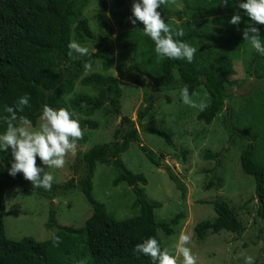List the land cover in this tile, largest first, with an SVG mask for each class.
<instances>
[{
    "label": "trees",
    "instance_id": "trees-1",
    "mask_svg": "<svg viewBox=\"0 0 264 264\" xmlns=\"http://www.w3.org/2000/svg\"><path fill=\"white\" fill-rule=\"evenodd\" d=\"M91 0H0V134L4 133L7 124L4 117L9 116L6 108L16 107L19 97L27 94L29 105L17 116L26 117L35 126L41 116L45 104L53 108H65L85 117L93 115L107 105L109 112L120 116L122 89L120 79L132 70L146 75L153 80L155 87L168 88L177 79L189 94L203 87L209 97L207 107L196 114V118L210 124L217 114L225 107V99L229 97L226 82L234 74L233 60L235 52L240 50L239 37L231 31L222 32L226 42L223 45L204 46L205 33L194 30L187 23H170L173 29L183 28L185 35L177 37L196 48L192 62L186 59H169L158 57L155 44L150 37L144 35V25L137 21L135 25L120 31L116 40L123 51L135 50L139 62L116 69V75L91 72L85 74L83 65L91 61L92 66L101 61L104 71L112 67V59L106 41L114 34L107 17L106 1H102L97 9L96 18L98 32L94 33L89 22L82 18L85 8ZM117 5L134 0H115ZM183 8L174 14L181 18L187 11L194 14L207 10L203 7L192 8L190 0H182ZM241 2V0H240ZM163 10L161 5L160 9ZM242 17L239 27L245 28L254 24L247 14L237 8ZM117 17V12H112ZM260 30V40L264 43V25L256 24ZM79 43L92 42L94 51L81 56L76 52L69 55L68 44L71 40ZM251 65L254 75L264 76V55L253 51ZM83 86L96 90V95L77 93L68 101L65 96L72 93L76 81ZM153 95H149L147 105L139 108L138 121L148 117L153 109ZM230 112V111H229ZM18 124V121L16 122ZM82 125L95 126V122L79 120ZM144 132L158 135L167 145L173 146L171 135L157 125L139 124ZM230 143L237 138L247 137L240 151L239 163L241 171L254 178V198L257 203V216L264 222V137L259 131H240L236 127L227 126ZM138 129L128 116H120L119 127L113 132V139L108 143L95 144L84 151L79 162L83 163L84 175L76 180L71 176L64 183L52 182L50 190L35 188L31 181L26 180L23 173L15 176L9 174L14 157L8 150H0V161L7 171L0 174V264H153L149 256L137 254L135 245L148 237H155L161 245L158 229L166 235L174 233V227L183 217L178 213L167 220L156 219L155 210L161 203L149 198L144 186L147 178L143 173L130 170L122 160L132 142H139ZM78 144V142H77ZM148 160L156 167L159 159L145 145L139 144ZM184 154V153H183ZM221 152L205 151V158L219 161ZM97 163L106 164L114 169L111 179L113 186L124 183L132 188L134 214L129 217L117 218L107 210L106 204L94 198L92 194V178ZM223 179L212 176L204 185L205 189L220 187ZM19 185L25 190H33L39 196L53 200L56 196L78 189L90 205L92 212L80 227L60 225L57 222L55 209L50 207L45 227L53 231L46 240H35L23 237L12 240L5 236L3 216L5 215V190ZM205 202V201H204ZM215 215L211 219L198 222L195 227L197 241H202L208 234L221 230L240 233L243 226L235 210L224 200L207 201ZM60 238L55 244L53 237ZM161 249L162 245H161Z\"/></svg>",
    "mask_w": 264,
    "mask_h": 264
},
{
    "label": "rangeland",
    "instance_id": "rangeland-1",
    "mask_svg": "<svg viewBox=\"0 0 264 264\" xmlns=\"http://www.w3.org/2000/svg\"><path fill=\"white\" fill-rule=\"evenodd\" d=\"M102 1H106L107 17L114 31L105 43L110 50L112 67L104 71L101 61L97 60L84 75L91 72L116 75L118 67L139 62L135 50L123 51L116 40L118 32L133 25L129 19L132 15V6L129 3L117 5L115 0H91L82 18L97 33L96 13ZM239 2L240 0H229L225 6L222 0H190L192 8L203 7L207 13L194 14L189 10L181 18L174 13L183 8L182 0H169L167 5H162L163 10H158L167 24L187 23L194 30L204 32V46L199 44L198 47L225 44L226 40L222 36L225 31H231L239 37L240 50L235 52L233 60L235 71L226 82L229 97L225 99L224 109L210 124L197 120L196 114L200 111L198 107L193 108L183 103L180 94L183 87L177 79L175 69L173 72L176 82L168 88L155 87L151 78L136 70L120 79V116L125 115L133 120L140 138L139 142L130 144L129 149L122 154V160L130 170L146 176V195L161 203V207L155 210L158 221L183 213L173 234L166 235L158 229L162 248H167L177 257V264H182L183 257L175 252L174 246L182 232L191 238L187 246L195 255L197 264H245L247 256L254 258V264H264V222L256 214L255 182L252 176L241 171L239 163L241 148L248 140L244 136L237 138L236 143H230L227 129V126L233 124L236 133L245 130L259 131V137H264V76L261 73L257 76L252 74L254 49L243 40V28L239 27L238 30L237 26L229 23L232 15L237 13ZM112 12H117L116 18L112 17ZM80 44L89 51L95 50L92 42ZM77 93L96 95L97 92L91 87L81 85L77 80L73 92L65 96L66 100ZM149 95L154 96L153 109L148 117L138 121L137 112L139 108L147 105L146 99ZM190 96L197 104L203 102L207 105L209 101L203 87H199ZM120 116L109 112L107 105L89 117L77 114L76 118H88L95 122V126L80 124L83 139L78 141L75 149L67 153L64 167L47 168L38 156L37 165L53 175L52 182L64 183L71 176L79 180L84 175L83 163L78 160L81 154L95 144L111 142L113 132L119 127ZM39 118L33 128L38 126ZM139 124H152L166 129L171 135L173 146L167 145L158 135L144 132ZM139 144L145 145L157 156L159 167L148 160ZM7 150L12 153L11 147ZM205 151L221 152L219 161L205 158ZM6 171V166L0 161V174ZM43 174L42 172L41 177ZM213 175L223 179L222 185L205 189L204 185ZM113 176L114 169L111 166L97 163L92 178V194L95 199L104 202L107 210L117 218L132 216V188L124 183L113 186ZM4 199V232L12 240L23 237H32L39 241L49 239L53 231L46 228L45 223L51 206L55 209L60 225L80 227L92 212L78 189L48 200L33 190H25L16 185L5 190ZM212 200L226 201L235 210L243 230L240 233L221 230L197 241L195 225L215 215L212 206L205 203Z\"/></svg>",
    "mask_w": 264,
    "mask_h": 264
},
{
    "label": "clouds",
    "instance_id": "clouds-1",
    "mask_svg": "<svg viewBox=\"0 0 264 264\" xmlns=\"http://www.w3.org/2000/svg\"><path fill=\"white\" fill-rule=\"evenodd\" d=\"M229 0H222L227 6ZM169 0H134L132 15L129 17L135 25L141 22L144 35L151 38L155 44V53L158 57L169 59H186L192 62L196 48L189 43L177 39L185 35L183 28L173 29L167 24L158 9L161 5H167ZM254 24L248 25L242 30L243 40L261 55H264V43L260 40V30L256 24L264 25V0H241L238 4ZM242 22L239 13L232 15L229 23L237 26ZM69 55L76 52L81 56L89 55V49L76 40L68 44ZM86 71H90L91 61L83 65ZM181 98L184 104L203 111L207 105L203 102L197 104L190 96L187 86L181 90ZM30 97L25 94L18 98L16 107L6 108L9 116L4 117L7 124L6 131L0 134V150L12 149L14 161L9 169V174L15 176L23 173L26 180L32 182L35 188L50 190L53 175L45 172L44 168L37 165V156L47 168H62L66 164V155L77 146V142L83 139L79 119L73 118L74 114L65 108H53L45 104L39 118L40 122L33 128L31 122L23 116L18 117L17 112H23L24 107L29 105ZM18 121V124L16 123ZM44 173L41 177V173ZM190 236L183 232L179 236L178 243L174 246L175 252L183 257L182 264H197V259L187 245ZM55 244H59L60 238L53 237ZM137 254L149 256L153 264H177V257L171 254L167 248L161 249L160 242L155 237H148L135 245ZM245 264H254V258L247 256Z\"/></svg>",
    "mask_w": 264,
    "mask_h": 264
}]
</instances>
